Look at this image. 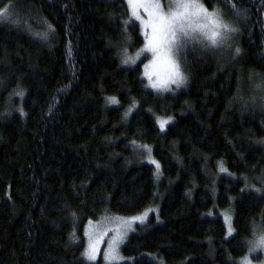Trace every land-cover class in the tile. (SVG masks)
Segmentation results:
<instances>
[{
  "label": "trees",
  "instance_id": "1",
  "mask_svg": "<svg viewBox=\"0 0 264 264\" xmlns=\"http://www.w3.org/2000/svg\"><path fill=\"white\" fill-rule=\"evenodd\" d=\"M200 1L241 32L225 55L190 47L188 87L158 94L142 63L122 66L109 44L126 20L129 51L144 44L126 0H0L19 21L0 23V264H102L82 256L89 221L154 206L160 221L129 236L124 264H238L248 252L252 226L264 228V192L243 180L264 188V0ZM45 21L56 30L49 42L33 35ZM157 115L174 122L161 130ZM132 141L151 147L159 179Z\"/></svg>",
  "mask_w": 264,
  "mask_h": 264
},
{
  "label": "snow or ice",
  "instance_id": "2",
  "mask_svg": "<svg viewBox=\"0 0 264 264\" xmlns=\"http://www.w3.org/2000/svg\"><path fill=\"white\" fill-rule=\"evenodd\" d=\"M126 2L129 6L130 19L139 21L142 26L145 38L144 46L135 55L129 54L128 45L132 41L128 33V20L123 22L122 39L116 44L109 41V44L116 48V54L122 66L135 65L145 53L152 57L149 64H145L144 67L148 69L151 65L153 72L149 74L146 71L145 75L148 76L151 82L150 86L158 94L175 93L182 87L187 86L188 76L183 70L181 59L190 47L195 48L200 45L209 50L230 49L232 48L233 36L239 35L241 32L239 27L224 19L219 8H215L210 12L200 0H126ZM229 6L237 19L247 20L246 10L237 8L234 4ZM12 7L13 5L9 2L3 8H0V23L19 24V21L13 19L11 15L10 9ZM140 13H143L144 16H141ZM145 16L147 19L144 18ZM45 23L47 25L46 31L33 33V35L49 42L50 37L55 34L56 30L51 24L46 21ZM239 56H241V49L235 47L234 58ZM16 95L22 98L24 91L20 90ZM106 103L116 105L119 104V100L116 97H107ZM252 103H256L255 97H253ZM260 104L264 106V97H261ZM136 107L134 101L132 107L125 111L124 118L127 119ZM18 111L21 115H26L22 108ZM149 111L151 112V109ZM173 122L171 117L167 119L157 118L161 130ZM261 143H264V141H261ZM131 144L134 150L147 153L149 162L156 167L155 176L159 179L162 174L161 166L159 162L152 158L151 147L146 144H138L136 141H132ZM218 167L221 173L227 172L222 162L219 163ZM256 179L258 183L264 185V176ZM243 180L246 190L255 191L256 193L264 192V188H257L255 184H250L247 176ZM245 189H242V191ZM72 216L75 219V213H72ZM147 217L148 211L122 221L123 230H117V234L109 241L108 248L103 252L104 264H121L124 258L120 255V245L125 240L128 232L134 231L132 225L137 221L140 224H145ZM225 222L228 224V235L231 236L236 230L232 227L227 215H225ZM70 239L75 242L74 232L70 234ZM245 243L248 246L249 255L257 251H264V228L257 231L256 226L253 225L252 238H246ZM82 256L87 261L95 262L99 256L95 244L89 243ZM234 264H237V262H234ZM238 264H251V262L248 256H245L241 258Z\"/></svg>",
  "mask_w": 264,
  "mask_h": 264
},
{
  "label": "rangeland",
  "instance_id": "3",
  "mask_svg": "<svg viewBox=\"0 0 264 264\" xmlns=\"http://www.w3.org/2000/svg\"><path fill=\"white\" fill-rule=\"evenodd\" d=\"M201 2V1H200ZM204 5V4H203ZM205 6V5H204ZM206 7V6H205ZM207 8V7H206ZM208 9V8H207ZM210 12L213 11V10H210L208 9ZM141 16H144L143 13H140ZM145 19H147V17L145 16L144 17ZM139 22V21H137ZM142 28V26H141ZM143 30V29H142ZM144 34V32H143ZM145 43V41H144ZM144 46V44L140 47L142 48ZM139 48V49H140ZM139 49H136L134 51H129V54L130 55H135V53L139 50ZM219 52H221L222 55H225L224 54V51L226 52V49H223V48H219V49H215ZM152 59V57L148 54V53H145L144 55H142L140 57V59L137 61V63L135 65H137L138 63H142V75H143V78L146 80V84L147 86L155 91L151 86H150V81H149V78L148 76L145 75V72L147 71L149 74H151L153 72V68L151 65H149V68L148 69H145L144 65L145 64H149V61ZM181 63L183 65V70L185 71L186 75L188 76V83H187V86L186 87H182L181 89H185L188 87L189 85V82H190V75L189 73L187 72V70L185 69L184 67V64H183V60L181 59ZM134 66V65H132ZM179 89V90H181ZM156 92V91H155ZM261 92V96L264 97V84H260L259 87L256 88V93H260ZM168 93H171V92H168ZM255 93V94H256ZM164 94V93H163ZM157 118H160V119H167L169 117H163V116H159L157 115L156 116V119ZM173 119V117H171ZM167 128V126L163 129L165 130ZM152 156V155H151ZM152 158L158 162V160L152 156ZM144 159L145 161H147V163H150L149 160H148V155L147 153L144 154ZM151 164V163H150ZM154 167L155 165L152 164ZM156 169V167H155ZM151 210V211H149ZM148 211V217H147V221L145 223L148 222L149 218L151 216H155V218H157V221H160V215H159V207L158 206H154V207H149L147 209H145L143 212L141 213H138V214H134V215H118V214H114V215H105L103 217H101L100 219H97V220H90L89 223L86 225V228H85V239H86V247L88 246L89 243H93L95 244L97 250H98V253H99V256H98V259L95 261H101L102 264H104V260H103V252L108 248V243L109 241L117 234V230L119 231H122L123 230V224H122V221L123 220H126L128 218H131V217H134V216H138V215H141L143 214L144 212ZM225 215H227L229 217V220L231 222V225L232 227L234 228V225H233V213L232 211L228 210V209H224L222 211V217L225 221ZM226 224V228L228 229V224L225 222ZM143 224H140L138 221L132 225L134 231H129L125 240L123 241V243L120 245V255L124 258L122 261H121V264H124V263H128L130 261H132V257L130 256H127L123 253V247L125 245V243L127 242L129 236L135 232L139 226H142ZM235 229V228H234ZM235 233V232H234ZM234 233L230 236L228 235V231H227V237L230 238L234 235ZM85 247V248H86ZM245 256H248L251 264H264V251H257L255 253H252L249 255V252H247L243 257ZM241 257V258H243ZM241 258L239 259V261L241 260ZM91 262V261H90Z\"/></svg>",
  "mask_w": 264,
  "mask_h": 264
}]
</instances>
